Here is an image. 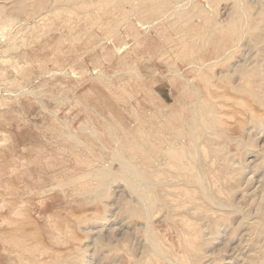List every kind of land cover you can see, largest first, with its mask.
Masks as SVG:
<instances>
[{
  "label": "rangeland",
  "instance_id": "1",
  "mask_svg": "<svg viewBox=\"0 0 264 264\" xmlns=\"http://www.w3.org/2000/svg\"><path fill=\"white\" fill-rule=\"evenodd\" d=\"M176 1L0 0V264H264V125L247 111L264 119V99L241 90L254 66L264 98V9L228 53L214 27L233 0H182V23ZM197 99L226 134L199 149L213 205L159 150L189 140ZM117 150L162 182L148 217L126 212L140 200Z\"/></svg>",
  "mask_w": 264,
  "mask_h": 264
},
{
  "label": "bare ground",
  "instance_id": "2",
  "mask_svg": "<svg viewBox=\"0 0 264 264\" xmlns=\"http://www.w3.org/2000/svg\"><path fill=\"white\" fill-rule=\"evenodd\" d=\"M182 2H183L182 0H177L175 2L176 5H180V7H178V9H177L178 21L181 23H182V21H184V22H189V21L195 22L196 20H194L193 16L187 15L186 9L188 8V4L184 5V4H182ZM252 2L250 0H233V6H232L230 19L228 20V26L223 25L222 27H214V32L219 31L221 36H222V39H224L226 41H232V43L234 44L231 47V49L228 50V53H231L235 49V47L239 45V40H241V38L246 37L248 34L252 35L255 31H257L259 29V24L254 23V20L257 18L256 15L263 13L262 10L264 9V1H261V0L259 1L261 3L260 6H262V8H261V11L258 12V14H256L257 12L254 13L252 11L253 7L255 5ZM170 8H171V6H169L167 4L165 7V10L170 9ZM201 19H202V17H201ZM203 19L205 22L209 21V18H207V17H205ZM178 33L180 35H183L185 33V31L179 30ZM222 39H221V41H222ZM247 51H248V49H247ZM226 55H227V53H226ZM247 57H248V55H247ZM207 64L208 63L206 61H202V65H207ZM251 65H252V63H251ZM194 66L197 67V65H194ZM135 72H136V70H135ZM260 75H261V71L258 70V68L254 67V66H251L249 68L241 70V76L243 78H246V83H245V85H243L241 87V90H243L244 92L250 93L251 96L253 97V99L256 101H259L258 100L259 98L264 99L263 95H262L263 90L254 87V83L256 81L255 78L257 76H260ZM175 76H177L180 79H183L186 82L188 81V79L185 77V74L180 70H177L175 72ZM248 103H250V102L248 101ZM247 111L250 114V116H249L250 123H254V125L256 127L264 125V119L260 118L261 116L259 117L257 115L258 113L256 114L255 110H253L252 108H248ZM216 117H217V112H215L212 107H210L209 110L204 111V108H202L200 101L197 99V101L195 102L194 108H192V115L189 117V119L193 125L189 140H187L185 137H179L177 135L176 139L175 138L172 140H168V139L165 140L164 139L165 140V142H164L165 146H162L159 148L161 153L167 152V153H171L174 156V159H173V157L170 158L168 163L169 164L174 163L175 167H180L181 169H184L185 167L189 166L188 164L185 163V161L188 160V162H190V167H189L190 171L189 172L181 173L177 170L178 172L175 171V173L171 177L175 178V179L176 178H179V179L183 178L182 179L183 182H187L188 180L193 179L192 181L199 188L201 195L211 205H213L215 203V199H214L215 195L213 196L211 194L210 188L208 187V184H207L205 177L199 176L198 173L196 172V170L201 169V166H200L201 164L199 163L200 159H201L199 149H200L202 143L204 142V140L205 139L211 140L210 136L226 135L224 132H221L216 128V121H215ZM255 126H253V127H255ZM198 127L203 129L202 133L198 130ZM113 142L115 143V141H113ZM214 153H216V157L220 159L221 167L228 166L231 163V161H232L231 157L228 156L227 152H224L221 149H215L214 148ZM114 155L117 159H119V162L121 163V177L126 181L127 185L132 189V191H135L138 194L139 200H140V207L137 208L136 206H129L126 209L127 214H129L131 216L137 215V216L148 217L150 212L155 208L157 201H158L157 196L154 194V189L158 184H161L162 182H157L156 179L154 178L155 176L151 173L150 170H148L144 167H140L137 164L133 163L132 160L127 159V157L120 150H117ZM154 158H155V155L152 152H150L148 154V159L153 160ZM119 162H118V164H119ZM109 175H111L110 172H104V173L98 174V177L101 178L103 176H109ZM109 183H110V180L105 183V189L108 187ZM163 185H164V183H163ZM108 188H110V187H108ZM130 205H132V204H130ZM165 205H167V204H164L163 207ZM187 216H189V215H187ZM249 218H251V217H249ZM195 227H197V226H195ZM147 236L149 237L151 244L154 247H157L156 246V240L151 238L148 234H147ZM257 245H258V243H257ZM252 262H254V261H252Z\"/></svg>",
  "mask_w": 264,
  "mask_h": 264
}]
</instances>
